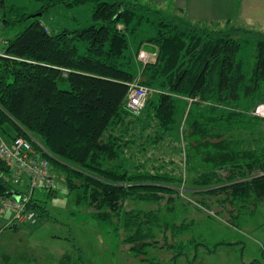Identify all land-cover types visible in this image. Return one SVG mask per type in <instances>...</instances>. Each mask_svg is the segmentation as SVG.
<instances>
[{
  "label": "trees",
  "instance_id": "1",
  "mask_svg": "<svg viewBox=\"0 0 264 264\" xmlns=\"http://www.w3.org/2000/svg\"><path fill=\"white\" fill-rule=\"evenodd\" d=\"M38 1L40 17L14 15L11 8L0 15L8 56L0 58V136L39 139L51 155V168L64 174L69 193L76 192L75 202L92 208L94 219L110 221L126 201L159 203L181 185L178 166L154 154L167 140L180 143L176 123L182 102L187 188L201 195L229 193L233 202H264V119L251 113L264 105L263 38L255 41L254 67L247 72L238 58L242 29L231 27L229 19L151 20L140 0ZM86 4L93 6L84 28L53 32L41 22L59 6ZM144 24L154 34L138 42L135 57L144 44L157 54L143 67L142 84L152 92L134 116L126 99L141 64L129 54L128 36ZM172 149L179 154V147ZM151 161L156 166L149 168ZM6 175L0 158V202L14 191ZM53 196L52 189H39L27 208L41 217ZM155 221L153 212L127 218L132 234L124 242L135 255L155 237ZM221 245L233 244L215 248ZM185 246L172 247L174 260Z\"/></svg>",
  "mask_w": 264,
  "mask_h": 264
},
{
  "label": "rangeland",
  "instance_id": "2",
  "mask_svg": "<svg viewBox=\"0 0 264 264\" xmlns=\"http://www.w3.org/2000/svg\"><path fill=\"white\" fill-rule=\"evenodd\" d=\"M101 1L112 3L116 0ZM4 4L0 15L3 12L7 14L8 8L13 10L14 15H33L41 6L38 0H4ZM141 4L151 10L147 13L151 20L185 21L173 10L171 3L160 6L142 1ZM92 6L86 4L70 9L59 6L45 14L41 22L53 32L84 28L90 24ZM254 18L264 21V15ZM231 19V27L242 29L239 36L244 44L238 58L242 60L245 71L249 72L254 67L255 41L264 39V24L239 21L235 16ZM118 28L122 30L123 26L118 25ZM153 34L152 25L144 24L134 36H128L129 54L141 64L133 85H143V67L155 62V56L141 50L135 57L138 42ZM5 35L9 36L8 33ZM142 54L143 58L140 57ZM186 101L193 103L191 99ZM179 107L176 127L179 128L180 143L170 145L167 140L159 152L161 155L154 154L157 159L172 161L178 166L183 181L175 194H165L159 203L126 201L119 215L113 216L110 221H101L93 218L92 208L75 202L76 192H68L64 174L52 167L54 196L45 204L46 213L43 216L39 217L32 210L36 215L35 224L16 225L17 229H11L15 225L7 227V224L14 213L11 209L0 212V264H242L241 260L246 264H264L260 255L262 253L264 258V202L252 199L233 202L229 193L201 195L187 188L184 144L181 143V129L187 110L182 113V102H179ZM251 113L264 119V105L256 107ZM30 139L42 145L39 139ZM173 145L174 148L179 147V154L172 149ZM152 161L149 168L156 166ZM167 168L169 170L170 166ZM224 175V172L221 173L222 177ZM19 191L22 192L21 189ZM149 212L156 216L152 225L155 237L147 239L145 242L150 245L135 255L130 251L132 245L124 242L132 234L125 223L130 215ZM220 243L233 245L215 248ZM179 244L186 246L180 250L183 255L174 260L173 255L177 251L172 247ZM197 244L202 246L199 248ZM253 260L257 262L253 263Z\"/></svg>",
  "mask_w": 264,
  "mask_h": 264
},
{
  "label": "built area",
  "instance_id": "3",
  "mask_svg": "<svg viewBox=\"0 0 264 264\" xmlns=\"http://www.w3.org/2000/svg\"><path fill=\"white\" fill-rule=\"evenodd\" d=\"M6 45L7 41L0 38V58L8 57L5 54ZM140 57L143 58L144 55ZM150 92L151 90L144 85L131 83L126 99V109L134 116H139ZM47 156L49 152L38 142L20 136L6 141L0 136V158L7 167L5 180L14 187V192L18 193V198L10 196L0 202V212L11 209L14 213L7 227L36 223L35 212L29 210L27 206L37 190L54 187V176Z\"/></svg>",
  "mask_w": 264,
  "mask_h": 264
},
{
  "label": "crops",
  "instance_id": "4",
  "mask_svg": "<svg viewBox=\"0 0 264 264\" xmlns=\"http://www.w3.org/2000/svg\"><path fill=\"white\" fill-rule=\"evenodd\" d=\"M126 1V0H119ZM153 2L155 4L164 5L171 3L173 10L178 12L183 18L184 23L201 22L207 23L211 21L225 22L231 17H237V20L247 22L256 21L254 17L264 15V0H140ZM264 24V21H256ZM6 140V139H4ZM10 141V140H6ZM36 193V192H35ZM20 226V225H18ZM263 252V251H262ZM262 255V253L260 254ZM262 257V256H261ZM243 259V258H241ZM264 260V258H263ZM243 263L244 260H241ZM253 260V263H256ZM257 264V263H256Z\"/></svg>",
  "mask_w": 264,
  "mask_h": 264
},
{
  "label": "water",
  "instance_id": "5",
  "mask_svg": "<svg viewBox=\"0 0 264 264\" xmlns=\"http://www.w3.org/2000/svg\"><path fill=\"white\" fill-rule=\"evenodd\" d=\"M41 16V13H37V14H34L33 17H40ZM141 51L143 53H146V54H150V55H153V56H156L157 54V49L156 47L150 45V44H144L141 48ZM10 196L14 197V198H18V193L16 192H11L10 193ZM23 199V197H22Z\"/></svg>",
  "mask_w": 264,
  "mask_h": 264
}]
</instances>
